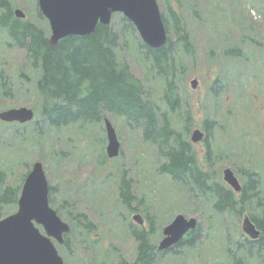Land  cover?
<instances>
[{
  "label": "rangeland",
  "instance_id": "rangeland-1",
  "mask_svg": "<svg viewBox=\"0 0 264 264\" xmlns=\"http://www.w3.org/2000/svg\"><path fill=\"white\" fill-rule=\"evenodd\" d=\"M9 1L12 10L22 9L26 19L50 35L48 20L38 15L37 0ZM169 1L181 14L191 39L190 51L178 46L175 52L173 73L181 107L177 109L179 115L169 112L173 125L182 129V114L189 109L187 138L191 141V131H204V121H211L208 150L203 140L191 141L195 152L208 155L210 169L221 179L224 167L256 171L264 213V0ZM111 24L121 27L119 17H112ZM170 36L176 42V36ZM9 41L0 27V67L9 75L7 87L11 89L3 95L0 84V110L27 106L35 111V117L28 124L0 120V167L7 172L8 183L19 185L33 161H42L49 183L55 186L51 206L70 224L67 233L73 228L68 237L70 248L53 240L65 264H118L120 252L126 259H134L137 241L129 224L150 230L149 241L157 245L163 227L177 213L198 219L200 239L191 248L178 247L177 252L167 253L159 264H221L238 230L247 237L242 222L248 214L238 219L233 214L222 217L192 198L183 186L157 171L159 159L154 148L121 118L106 116L120 141L119 154L112 158L106 154L104 120L60 128L49 127L41 119L34 122L39 115L35 87L39 71L30 66L25 50L9 45ZM228 48H237L239 54L225 53ZM118 58L126 60L133 74L144 82L150 99L167 110L161 100L162 82L145 72L131 37L120 48ZM193 79L195 87L190 82ZM123 171L132 178V206L136 210L122 203L118 195ZM237 176L243 183L244 178ZM77 210L85 211L97 226L90 234L94 246L83 228L66 215ZM251 211L255 212L252 206ZM134 215L141 223L133 219ZM37 226L44 233L42 226ZM244 264L263 263L252 257Z\"/></svg>",
  "mask_w": 264,
  "mask_h": 264
},
{
  "label": "trees",
  "instance_id": "trees-1",
  "mask_svg": "<svg viewBox=\"0 0 264 264\" xmlns=\"http://www.w3.org/2000/svg\"><path fill=\"white\" fill-rule=\"evenodd\" d=\"M167 40L160 47H151L139 37L134 25L122 14L118 16L121 27L98 23L95 30L84 36L69 35L54 46H50L48 36L36 23L17 18L9 0H0V27L10 40L9 45L25 50L30 66L39 71L35 87L39 96L38 118L47 126L60 128L78 124L80 127L102 122L108 114L121 118L126 125L135 130L140 139L150 144L159 159L157 171L167 175L172 181L183 186L192 198L220 216L238 219L248 214L261 235L256 240L244 236L240 229L233 240V246L226 248V259L221 264H244L245 259L256 257L264 264V213H262L261 180L258 173L249 169H236V174L244 180L239 192L231 189L218 173L209 167L208 155L196 153L187 138L191 125L189 109L185 115L182 129L174 127L169 112L181 107L174 80L173 64L178 46L186 51L191 49V39L186 24L178 9L169 0H162ZM39 17L41 15L38 10ZM172 29V31H171ZM129 32V36L126 33ZM176 36V42L170 36ZM131 37L136 52L141 58L145 72L161 80L163 91L161 100L168 106L164 110L150 99L147 88L131 71L126 60L120 61L118 52L127 45ZM180 44V45H177ZM176 46V49H175ZM225 53L238 55L237 48H228ZM24 75V72H21ZM9 75L0 67V84L3 95H8ZM178 109V111H177ZM28 124V123H27ZM203 127L206 137L203 140L208 150L212 122L205 120ZM21 183L7 182V172L0 167V218L16 208ZM119 197L127 207H133L132 178L122 172L118 184ZM55 186L50 184L49 202ZM253 203L255 206H253ZM251 206L255 212L251 211ZM257 210V211H256ZM260 210V211H259ZM66 215L83 228L95 244L91 232L96 224L82 210L67 211ZM129 229L137 241L134 259H126L119 253L118 264H159L167 253L177 252L178 247H193L200 239V222L196 229L189 231L178 244L160 251L149 241L150 230L129 224ZM66 234L64 248H70L69 235Z\"/></svg>",
  "mask_w": 264,
  "mask_h": 264
},
{
  "label": "water",
  "instance_id": "water-1",
  "mask_svg": "<svg viewBox=\"0 0 264 264\" xmlns=\"http://www.w3.org/2000/svg\"><path fill=\"white\" fill-rule=\"evenodd\" d=\"M40 13L48 20L51 33L50 46L69 35H88L98 23L108 25L114 13H121L135 27L141 40L151 47H160L167 40V32L158 0H37ZM14 14L24 18L22 9ZM195 87V79L191 80ZM34 119L31 107L19 106L0 110L3 122L26 123ZM107 137L106 154L112 158L119 154L120 141L115 127L108 117L104 118ZM204 131L192 130L190 139L198 142ZM222 179L234 190L240 191L242 183L230 167L222 169ZM50 183L43 163L35 159L27 172L17 199L14 212L0 218V264H65L53 240L64 243V234L70 224L64 221L49 204ZM133 219L141 223L138 215ZM37 225H41L44 233ZM197 219L178 213L164 226L158 250H166L177 244L183 235L196 229ZM242 230L251 239H257L260 229L249 216L242 222Z\"/></svg>",
  "mask_w": 264,
  "mask_h": 264
}]
</instances>
